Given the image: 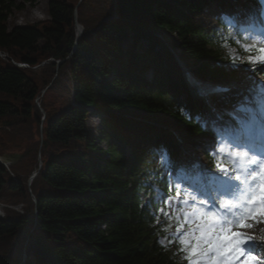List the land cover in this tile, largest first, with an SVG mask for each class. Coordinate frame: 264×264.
<instances>
[{
  "label": "trees",
  "instance_id": "16d2710c",
  "mask_svg": "<svg viewBox=\"0 0 264 264\" xmlns=\"http://www.w3.org/2000/svg\"><path fill=\"white\" fill-rule=\"evenodd\" d=\"M215 1L52 0L49 20L17 27L8 20L22 5L0 0V53L7 57L0 58V157L14 161L9 171L0 166V202L24 207L22 215L5 211L0 219V264H22L21 250L24 264L187 263L169 243L175 217L157 224L138 193L153 196L147 182L168 193L155 177L156 157L162 152L174 161V143L160 126L188 144L203 135L178 107L187 89L157 35L174 36L172 46L202 79L244 82L254 73L238 58L247 53L226 51L228 44L205 24ZM113 14L116 20L103 21ZM76 24L83 32L73 51ZM64 82L63 103L44 98ZM41 96L43 121L35 105ZM90 110L103 115L106 149L86 129ZM38 152L41 168L28 189L24 181L37 168Z\"/></svg>",
  "mask_w": 264,
  "mask_h": 264
},
{
  "label": "snow or ice",
  "instance_id": "6c2138e0",
  "mask_svg": "<svg viewBox=\"0 0 264 264\" xmlns=\"http://www.w3.org/2000/svg\"><path fill=\"white\" fill-rule=\"evenodd\" d=\"M252 39V43L243 45L247 55L238 58L246 60L253 71L257 70L258 64L259 70L264 71V37ZM201 91L202 94L207 92L203 88ZM222 150V147L215 149L216 152ZM228 155L231 170L219 162L218 156L214 160L217 172L213 178L223 183L225 191L211 199L193 197L196 203L192 204L185 197L175 209L179 215L169 243L175 241L176 251L184 254L188 264H264V260L257 261L254 255L258 245L252 238L233 231L234 228H251L253 225L247 223L249 220L264 223V145L257 151V146L249 143L234 148ZM162 159L167 160L166 154ZM176 189L179 195V183ZM171 199L169 197L164 203L168 204ZM216 201H219V209L215 206ZM185 204H189L191 212L183 207Z\"/></svg>",
  "mask_w": 264,
  "mask_h": 264
},
{
  "label": "rangeland",
  "instance_id": "374dc122",
  "mask_svg": "<svg viewBox=\"0 0 264 264\" xmlns=\"http://www.w3.org/2000/svg\"><path fill=\"white\" fill-rule=\"evenodd\" d=\"M16 1V5H22V9L21 10H16L12 13L11 17L9 18L8 20V25L9 26H17V27H28V26H31V25H34L36 23H40V22H45L47 20H49V17H48V12H47V6H48V3L52 0H15ZM42 1V2H41ZM83 0H78V4L80 5L81 2ZM225 1H228V2H232V0H225ZM264 2V0H262ZM44 4V5H42ZM263 7H264V4H263ZM34 11H38L37 12V16L36 18L34 19H29L27 18L25 15L26 14H30L31 12H34ZM76 16H75V20H76ZM238 19L239 20H242L243 19V16L242 14H240L238 16ZM208 22V20H207ZM78 24H76L77 26ZM208 25L209 27L212 26L214 27L213 24H211L210 22H208ZM233 28V27H232ZM164 40V42H166L167 44H177V41L175 39L174 36L172 35H169V34H164L162 36V41ZM142 46H145L147 45L145 42H141ZM124 47H127L126 44H123V48ZM125 49V48H124ZM175 52L176 53H180V50L179 48H177V46L175 47ZM173 51V50H172ZM174 52V51H173ZM189 66L191 65L190 63L188 64ZM192 66V65H191ZM151 77H152V74H148L147 75V79L151 80ZM210 80V79H208ZM233 81H229L228 83H231ZM65 82L63 83V88L60 89V90H56V91H52V92H45V90H43V93L45 92V95H44V98L47 97V100L49 98H52L53 102L56 103V104H60V103H63V101L65 100V94H64V90H65V86H64ZM264 86V71H262V73L259 75V77L251 84V85H248V86H245L243 88H241V90L238 92V93H242V92H245L244 94H246V92L248 91V94L245 95V98L248 96V95H251L250 97H253L254 94H259V95H262L263 94V89H261L262 87ZM49 88V87H48ZM64 89V90H63ZM42 99L43 97L41 96L40 97V101L38 104H36V107L39 111H43L41 109V102H42ZM60 102V103H58ZM42 114V113H41ZM98 115L95 113V112H90L89 113V116L87 118V123H88V131H89V136L94 138L96 144L98 145V147L100 148H105L104 144L98 139H96L97 137V132H98V128L97 126H95L94 124V121H96V119H98L97 117ZM96 117V119H95ZM94 119V121H93ZM40 130L42 132V128L40 127ZM177 135H180L177 133ZM37 141H41V136H38L36 137ZM180 139V138H179ZM181 140V139H180ZM184 142H185V139H184ZM187 142V140H186ZM204 142V145L206 148H208L209 150H212L210 149L213 145V142L210 140V139H205L203 140ZM185 146H182L180 150H183ZM187 147V146H186ZM36 166L37 168L41 165V162H42V158L40 156V153H36ZM194 161V160H193ZM162 162L164 164V160L162 159ZM165 166V165H164ZM184 169H185V166L184 165H181V169H180V176L182 174H184ZM217 172L216 169H214L213 171H210V175H214L215 173ZM174 180H172V183H174L175 185H177V183L180 181L179 179H177V177H173ZM29 179L30 177H27L26 180L24 181L27 188L30 189L31 185H29ZM182 188V191H187L189 192L190 189L186 188L185 186L181 187ZM155 197L160 200L161 199V194L159 193V191L156 190L155 192ZM143 198V197H142ZM145 199V198H143ZM178 199L175 198L174 200L171 199L169 201V210L171 211H174L175 210V207L177 205V202ZM184 208L186 210H188L189 212L192 211V209L190 207H187L186 205H183ZM257 217L259 218V214H257ZM193 219H195L194 217H192ZM247 223L249 224H252L253 226L251 228H248V229H239L238 231L239 232H243V234L247 237H251L252 238V241L255 242L258 247L256 248V251L254 253V255H256L257 257V261H261V260H264V223H256L252 220H249L247 221ZM20 256L22 255V258L24 257V255H26L22 250L18 253Z\"/></svg>",
  "mask_w": 264,
  "mask_h": 264
},
{
  "label": "bare ground",
  "instance_id": "6f19581e",
  "mask_svg": "<svg viewBox=\"0 0 264 264\" xmlns=\"http://www.w3.org/2000/svg\"><path fill=\"white\" fill-rule=\"evenodd\" d=\"M41 2H42V1H41ZM42 5H44V4H42ZM37 12H38V11H34V12H31L30 14H26L25 16H26L27 18H29V19H34V18L38 17V16H37ZM91 111H92V110H91ZM95 119H96V117H95ZM93 121H94V119H93ZM98 123H99V120L96 119V121H94L95 126L98 125Z\"/></svg>",
  "mask_w": 264,
  "mask_h": 264
},
{
  "label": "water",
  "instance_id": "95a60500",
  "mask_svg": "<svg viewBox=\"0 0 264 264\" xmlns=\"http://www.w3.org/2000/svg\"><path fill=\"white\" fill-rule=\"evenodd\" d=\"M81 32H82V28H79V31L77 32V38H76V40H78L79 36L81 35ZM75 46H74V48H75ZM96 112H97V114H101L100 111H98V110H96ZM25 260H26V257L24 258V260L22 262L24 263Z\"/></svg>",
  "mask_w": 264,
  "mask_h": 264
}]
</instances>
